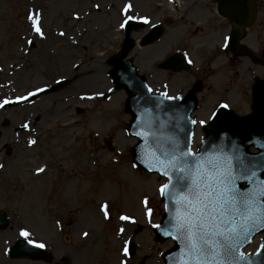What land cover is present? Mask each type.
<instances>
[{"label": "rangeland", "instance_id": "374dc122", "mask_svg": "<svg viewBox=\"0 0 264 264\" xmlns=\"http://www.w3.org/2000/svg\"><path fill=\"white\" fill-rule=\"evenodd\" d=\"M130 1L0 0V103L54 86L53 92L27 106L0 108V210L11 216L10 228L0 232V264H45L7 257L22 230L46 245L55 260L67 257L70 264L80 262L73 263L66 253L83 249L90 264H163L161 254L173 246L172 241H154L153 225L164 215L159 190L166 180L132 163L137 141L126 132L131 121L124 110L127 95L121 91L109 101L101 97L111 87L107 60L122 45L120 25ZM135 2L137 9L156 10L153 0ZM33 12L40 14L43 38L28 19ZM163 16L157 9L154 21ZM68 42L71 48H66ZM163 44L169 49L167 39ZM151 47L136 49L132 57L145 61ZM139 67L141 73H154L153 81H164L156 71ZM248 67V73L240 72V83L250 81V69L264 79L263 67ZM178 78L171 82L173 88L186 84ZM212 85L216 83L209 82L206 93ZM233 100L239 102L238 96ZM77 106L85 109L84 114L75 113ZM5 120L9 129H2ZM24 125L29 132L16 135L15 128ZM31 138L36 139L34 145L28 143ZM108 138L113 152L103 141ZM200 138L198 132L197 141ZM9 149L11 156L6 155ZM41 168L43 172L38 171ZM130 197L132 203L127 201ZM105 204L108 219L101 211ZM122 216L130 219L121 220ZM130 241L137 246L134 259L124 255Z\"/></svg>", "mask_w": 264, "mask_h": 264}, {"label": "snow or ice", "instance_id": "6c2138e0", "mask_svg": "<svg viewBox=\"0 0 264 264\" xmlns=\"http://www.w3.org/2000/svg\"><path fill=\"white\" fill-rule=\"evenodd\" d=\"M131 7L129 4L124 8L125 19L120 25L121 28L134 19L128 14ZM28 19L33 31L43 38L40 14L29 13ZM143 22L149 21L144 18ZM228 39L224 38L225 48L228 46ZM188 63L191 64L192 61L188 60ZM160 95L163 100L168 101L181 99L169 96L167 92ZM25 99L27 97L20 98ZM8 103L11 101L0 103V108ZM221 107L227 108V105ZM196 123V120H191V124ZM199 123L203 125L205 121ZM24 127L27 128V125ZM136 135L143 138L140 132ZM156 142L159 144V139ZM29 143L34 145L36 141L31 140ZM166 143L167 147L161 153L163 159L154 157L155 166L146 164L145 167L149 171L160 173L168 180V183L161 185L159 191L174 208L168 213L169 230L163 235L171 237L180 245L179 264H252L241 248L246 242H250V236L256 231H264V178H261V173H264V156L255 162L248 161L235 144L232 145L233 155H227L224 154L223 148L219 151L214 149L212 153L201 149L199 154L193 152L190 145L182 150L179 140L175 137L166 138ZM259 147L264 149V143ZM234 160L236 164L233 163ZM2 167L3 165H0V168ZM38 171L43 172L44 169ZM241 184L244 187H241ZM144 204L147 206V199ZM101 211L104 218L108 219V205H103ZM147 211L151 216V209L148 208ZM129 219L127 216L121 217V220ZM153 227L159 230L161 225ZM120 231L123 232L124 229L121 228ZM19 235L34 248L46 247L43 243L32 240L31 233L26 230H22ZM84 235L87 236L88 233L85 232ZM260 248L264 249V244ZM124 255H128L127 247L124 249Z\"/></svg>", "mask_w": 264, "mask_h": 264}, {"label": "water", "instance_id": "95a60500", "mask_svg": "<svg viewBox=\"0 0 264 264\" xmlns=\"http://www.w3.org/2000/svg\"><path fill=\"white\" fill-rule=\"evenodd\" d=\"M127 33L129 34V27ZM130 49H131V42L129 38H127L124 46L123 54L121 56V60L128 55ZM111 76L117 85L116 88L113 90V92L123 87H125L128 91L130 98L126 103L127 111L132 112L134 115H137V117H142L144 119H147L148 121L145 123L150 128L151 127V124L149 122L150 116H160L161 113L151 114L147 112L148 110H150L149 102H151V99L153 97L148 95V92L145 88L146 83L144 79L137 76L136 72L131 67L130 61L125 64H121V66H119V62H118L115 70L111 73ZM133 93H135L136 95L134 96ZM38 95L39 94H36L35 96H33V98L37 97ZM164 106L161 107L160 109L161 112H164V109H168L167 105L165 107ZM259 116L262 119V122L260 123L261 129L264 130L263 110H260ZM243 125H244L243 122L233 121L232 124L230 122L228 123L218 122L217 120L208 127L207 138L205 139L204 145L202 146L201 149H204L207 153H212L214 149L219 151L220 148H223L224 154L233 155L232 145L235 144L239 146L244 156L248 159L247 148L250 145L259 146L260 144L264 143V133L252 134L250 132H243L239 128L238 129L234 128V126L243 127ZM191 130H192V125H190L189 119L185 117L182 120H180V123L172 124V133L170 134L169 137H175L176 139H178L180 142V147L183 150L188 145H190L191 147V139H192V133H190ZM134 131H135V123L130 128L131 133H133ZM149 133H150V129H149ZM178 135L181 136L177 137ZM166 138L167 137H165L163 129L159 132H152L151 130V135L149 134V138H144V143H142L141 146L140 145L137 146L136 149L134 150L133 157L135 162L137 164H141L145 166L146 164L154 165V157H161V159H163L161 153L167 147ZM157 139H159L160 141L159 144L156 142ZM148 149H151L150 150L151 154L146 153ZM252 160L254 162L256 160L258 161V159H252ZM233 163L236 164L237 162L234 160ZM146 169L148 170V168ZM165 200L167 201L168 204V213H169V211L174 208V205H172V203L166 198ZM0 218L3 219L4 221L6 219V222L8 220L7 218H5L4 215H0ZM169 225H170V217L168 214L167 218L163 220L161 224V228L159 230L156 229L157 241H159L160 239L166 240L168 238H171L163 235L165 231L169 230ZM5 226L6 225H1L2 228H4ZM131 251L132 253L134 252L133 246L131 248ZM13 256L14 257L29 256L32 258L47 257L45 252L27 246H24V248L22 249L18 248L16 251H14ZM164 257L167 264H179L180 245L177 243L176 248L166 253Z\"/></svg>", "mask_w": 264, "mask_h": 264}, {"label": "flooded vegetation", "instance_id": "af4514ba", "mask_svg": "<svg viewBox=\"0 0 264 264\" xmlns=\"http://www.w3.org/2000/svg\"><path fill=\"white\" fill-rule=\"evenodd\" d=\"M153 1L159 6L165 5V0ZM223 1L225 0H176L177 4H169L163 11L162 22L165 27V34L168 35L170 43L174 44L175 47L172 54L199 60L203 64L198 74L204 75L206 78L207 69L223 71L224 62L222 60H226L230 67L233 64H239L243 59L235 56L228 48L224 47V38H230L232 35V25L229 19L221 16L218 11ZM255 1L260 15L264 11V0ZM140 15L151 18L155 13L148 10ZM258 22V25L264 26V20L261 19L260 23L259 18ZM170 27L171 30L168 33ZM145 33H136V40L141 39ZM259 36L258 34V38ZM245 43L248 45V39L245 40ZM254 57L264 59V51L255 49ZM135 59L142 61L140 57H135ZM247 59L249 58L247 57ZM219 61H222L221 66L215 67L214 65ZM237 90L249 98L250 88L248 84L239 89L237 87Z\"/></svg>", "mask_w": 264, "mask_h": 264}, {"label": "bare ground", "instance_id": "6f19581e", "mask_svg": "<svg viewBox=\"0 0 264 264\" xmlns=\"http://www.w3.org/2000/svg\"><path fill=\"white\" fill-rule=\"evenodd\" d=\"M71 45H72V43H69L68 42V44H67V46H66V48H71ZM161 50H162V48L159 46L158 48H156V49H152V55H154V57L156 58L160 53H161ZM26 195V194H25ZM128 202H131L132 201V198L130 197L128 200H127ZM33 204L32 205H34L35 203L34 202H32ZM132 203V202H131ZM128 207V206H127ZM126 207V208H127Z\"/></svg>", "mask_w": 264, "mask_h": 264}]
</instances>
